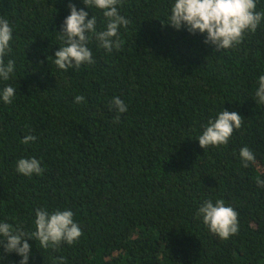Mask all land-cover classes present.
<instances>
[{
  "label": "trees",
  "instance_id": "obj_1",
  "mask_svg": "<svg viewBox=\"0 0 264 264\" xmlns=\"http://www.w3.org/2000/svg\"><path fill=\"white\" fill-rule=\"evenodd\" d=\"M69 3L97 19L83 0H0L13 26L11 104L0 99V222L31 235L37 209L71 210L82 230L72 245L45 249L29 239V264H264V104L254 94L264 75V20L235 49L216 51L206 34L168 22L172 0H122L130 21L108 53L92 37L94 64H54ZM264 11V0H257ZM162 22V23H161ZM79 95L84 100L75 103ZM114 97L127 105L119 114ZM243 117L227 145L202 148L198 137L223 110ZM36 140L23 144L26 135ZM248 147L255 163L242 166ZM35 157L42 173L16 171ZM222 199L238 212L239 231L224 240L197 216ZM22 257L0 247V264Z\"/></svg>",
  "mask_w": 264,
  "mask_h": 264
},
{
  "label": "clouds",
  "instance_id": "obj_2",
  "mask_svg": "<svg viewBox=\"0 0 264 264\" xmlns=\"http://www.w3.org/2000/svg\"><path fill=\"white\" fill-rule=\"evenodd\" d=\"M86 8L95 7L103 11L106 18V29L97 31V19L94 15L89 19L88 11L77 9L74 3H69L70 14L66 16L62 25L59 39L62 41L54 55V64L65 72L68 69L78 70L83 65L94 64L93 54L88 47L92 37L98 46L108 53L113 49L119 51L123 41L119 38V29L127 28L130 21L118 12V5L122 0H83ZM257 0H172L168 22L180 30L186 29L190 33L206 34L204 43L215 47L216 51L235 49L245 39L247 33H255L264 20V11H257ZM13 26L9 21L0 17V80L8 81L15 71V61L5 56L12 51ZM16 89L6 85L0 91L3 103L11 104ZM254 99L257 105L264 104V75L258 77V88ZM84 100L77 95L75 103ZM116 112V121L119 114L127 112V105L118 97H114L112 105ZM243 117L235 111L223 110L208 125L198 137L202 148L209 146L227 145L235 130L240 129ZM34 135H26L22 143L34 142ZM242 166L247 168L249 163H255L256 157L251 149H240ZM16 171L24 176L41 174L40 161L35 157L20 158L17 161ZM257 186L264 187V179H256ZM238 212L231 206H226L222 199L213 203L208 199L197 210V216L202 217L203 223L211 233L221 239H228L239 231ZM35 231L31 235L20 229H13V225L0 222V247L5 253L15 252L22 257L19 264H29L31 246L29 239L39 241L41 247L58 248L61 243L74 244L82 235V230L73 218L71 210H56L49 213L45 209H37L35 214ZM54 264H67L63 257L54 260Z\"/></svg>",
  "mask_w": 264,
  "mask_h": 264
}]
</instances>
